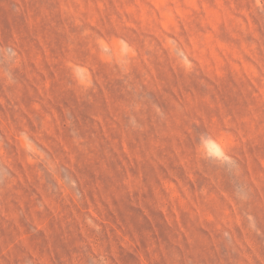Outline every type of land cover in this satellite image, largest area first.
I'll use <instances>...</instances> for the list:
<instances>
[{
	"label": "rangeland",
	"instance_id": "1",
	"mask_svg": "<svg viewBox=\"0 0 264 264\" xmlns=\"http://www.w3.org/2000/svg\"><path fill=\"white\" fill-rule=\"evenodd\" d=\"M0 264H264V0H0Z\"/></svg>",
	"mask_w": 264,
	"mask_h": 264
},
{
	"label": "clouds",
	"instance_id": "2",
	"mask_svg": "<svg viewBox=\"0 0 264 264\" xmlns=\"http://www.w3.org/2000/svg\"><path fill=\"white\" fill-rule=\"evenodd\" d=\"M191 64H189L190 67ZM21 142L28 151H33L31 143L25 138L21 137ZM198 143L204 148L205 151L209 149V145H213L216 154L219 155L223 151V145L218 140H210L207 138H201Z\"/></svg>",
	"mask_w": 264,
	"mask_h": 264
}]
</instances>
